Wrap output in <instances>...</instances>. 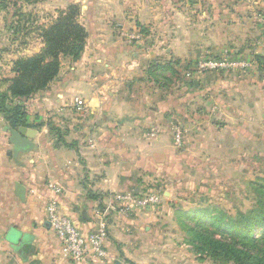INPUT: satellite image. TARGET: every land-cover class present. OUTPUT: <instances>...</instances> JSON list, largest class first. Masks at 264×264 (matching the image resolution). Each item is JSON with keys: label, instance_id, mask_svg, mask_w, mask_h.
I'll return each mask as SVG.
<instances>
[{"label": "crops", "instance_id": "obj_1", "mask_svg": "<svg viewBox=\"0 0 264 264\" xmlns=\"http://www.w3.org/2000/svg\"><path fill=\"white\" fill-rule=\"evenodd\" d=\"M109 1L107 13L91 19L81 53L63 58L45 93L27 102L32 147L14 154L0 129V264H124L120 255L137 264L128 243L138 244L154 208L123 211L116 197L143 192L152 178L163 180L162 167L174 165L186 143L198 146L178 128L184 115L180 84L211 98L220 86L235 87L245 98L242 91H250L254 78L232 74L240 69L204 77L189 71L207 55L264 62V0ZM185 68L184 79H166L165 70ZM75 98L83 111L73 105ZM217 113L219 107H207L190 116L214 125L211 136L220 149L226 145L217 136ZM16 183L24 187L23 199ZM49 202L82 231L92 230L95 214L112 206L107 257L66 259L47 220Z\"/></svg>", "mask_w": 264, "mask_h": 264}, {"label": "rangeland", "instance_id": "obj_2", "mask_svg": "<svg viewBox=\"0 0 264 264\" xmlns=\"http://www.w3.org/2000/svg\"><path fill=\"white\" fill-rule=\"evenodd\" d=\"M107 2L110 3L109 0H0V91L10 84L17 58L30 57L43 49L41 28L49 25L60 11L69 5L76 6V19L90 30L93 16L104 15L109 10ZM247 61L252 63V60ZM187 69L165 70V77L182 80ZM232 74L254 78L250 91L247 94L242 91L245 98L235 87L223 89L220 86L219 94L211 98L204 90L192 88L188 91L183 81L180 84L179 106L184 115L177 120L178 128L198 146L195 148L186 143L187 147L178 151L176 163L162 167L163 180L152 178L143 192L134 195L138 199L156 193L158 197L156 203L131 206L133 211L153 207L155 216L146 224L142 223L146 229L141 226L138 244L128 243V248H133L128 252L136 254L137 264H238L233 259L217 258L208 251H212L210 239L237 242L235 234L239 226L227 234L224 228L210 223L208 214L199 212L202 208L209 209L210 215H216L222 225L228 218L234 219L237 212H247L257 206L259 200L264 201V62L261 61L259 66L252 63L248 69ZM222 89L226 92L221 93ZM192 91L198 93L195 95ZM41 92L45 93V90L37 95ZM29 106L26 102V112L30 110ZM207 107H219L221 115L217 113L218 116L212 117L221 131L217 136H222L225 141L224 148L218 149L215 145L216 137L211 136L214 125L207 123L208 119L198 121L190 116ZM2 125H7L4 118L0 121L3 130ZM259 236L247 245L254 253L264 249V233L255 230L253 237ZM143 255L146 258L143 259ZM121 257L118 259L125 260L124 264H132Z\"/></svg>", "mask_w": 264, "mask_h": 264}, {"label": "trees", "instance_id": "obj_3", "mask_svg": "<svg viewBox=\"0 0 264 264\" xmlns=\"http://www.w3.org/2000/svg\"><path fill=\"white\" fill-rule=\"evenodd\" d=\"M76 14L77 7L74 5L60 11L49 25L41 28L43 49L30 57L14 61V75L10 84L6 90L0 91V114L10 128L29 125L25 103L45 90L57 77L63 58L77 57L83 50L87 30L76 19ZM51 128L56 129L53 126ZM257 203L247 212H237L234 219L228 218L222 225L216 215H210L209 209L199 210L208 214L213 226L224 228L227 234L239 226L235 234L238 245L234 240L210 239L212 251H208L209 254L217 258L233 259L238 264H264V249L254 253L247 247L248 243L260 238L253 237L255 230L264 233V201L259 200Z\"/></svg>", "mask_w": 264, "mask_h": 264}, {"label": "built area", "instance_id": "obj_4", "mask_svg": "<svg viewBox=\"0 0 264 264\" xmlns=\"http://www.w3.org/2000/svg\"><path fill=\"white\" fill-rule=\"evenodd\" d=\"M247 60L240 59L231 55H207L196 61L189 74L196 72L199 76L206 73H227L238 69L244 70L249 67ZM73 105L78 111H83L85 105L79 98L73 100ZM53 188V187H52ZM138 196L133 194L119 195L116 198L121 201L123 211L131 208L132 205L144 207L148 203L158 202L156 193L150 195ZM112 206H108L102 212H97L94 228L88 231H82L74 226L71 219L59 212L53 202H49L47 211V220L55 236L60 243L62 255L73 262L81 263L86 261H98L107 257L106 239L108 235V218Z\"/></svg>", "mask_w": 264, "mask_h": 264}, {"label": "water", "instance_id": "obj_5", "mask_svg": "<svg viewBox=\"0 0 264 264\" xmlns=\"http://www.w3.org/2000/svg\"><path fill=\"white\" fill-rule=\"evenodd\" d=\"M195 84L197 85L198 82L195 81ZM27 128L25 126H19L17 128H10L8 125L3 126V131L9 133V141L13 145V152L14 154H18L22 151L29 150L33 143L31 139L28 137L26 133ZM15 190L18 197L21 199L24 198V187L20 183L15 184ZM16 231L14 229H10L8 233V237H12L13 234H15Z\"/></svg>", "mask_w": 264, "mask_h": 264}]
</instances>
